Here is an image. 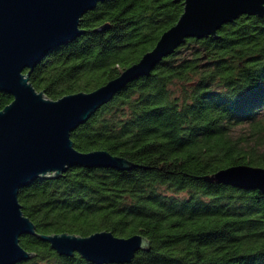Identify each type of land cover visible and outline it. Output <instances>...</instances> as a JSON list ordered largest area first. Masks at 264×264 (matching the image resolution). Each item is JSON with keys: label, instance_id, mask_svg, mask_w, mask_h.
I'll list each match as a JSON object with an SVG mask.
<instances>
[{"label": "trees", "instance_id": "1", "mask_svg": "<svg viewBox=\"0 0 264 264\" xmlns=\"http://www.w3.org/2000/svg\"><path fill=\"white\" fill-rule=\"evenodd\" d=\"M182 10V0L100 1L82 16L83 33L50 50L29 81L51 99L91 91L153 48ZM11 99L0 92V109ZM70 137L80 151L104 149L134 167L71 166L20 188L36 233L147 237L149 249L124 264H264V194L204 178L264 167V16L187 38ZM19 243L35 255L15 264H95L35 234Z\"/></svg>", "mask_w": 264, "mask_h": 264}, {"label": "water", "instance_id": "2", "mask_svg": "<svg viewBox=\"0 0 264 264\" xmlns=\"http://www.w3.org/2000/svg\"><path fill=\"white\" fill-rule=\"evenodd\" d=\"M100 1L0 0V92L12 97L0 109V264H15L35 255L19 243L25 234L37 235L59 255L77 253L95 264L130 263L138 251L148 250L149 239L140 233L126 237L108 230L86 236L38 234L22 211L19 189L37 178H56L71 166L133 168L132 161L107 150L76 149L71 132L126 83L148 74L187 38L215 36L224 23L243 14L264 16V0H182L177 21L118 76L91 91L48 98L29 81L30 72L50 50L83 33L82 16ZM204 178L264 194V167L231 165Z\"/></svg>", "mask_w": 264, "mask_h": 264}]
</instances>
